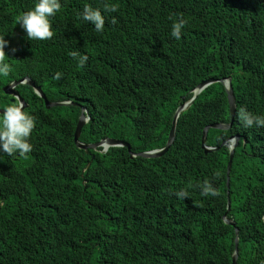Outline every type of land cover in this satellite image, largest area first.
Masks as SVG:
<instances>
[{
	"label": "trees",
	"instance_id": "obj_1",
	"mask_svg": "<svg viewBox=\"0 0 264 264\" xmlns=\"http://www.w3.org/2000/svg\"><path fill=\"white\" fill-rule=\"evenodd\" d=\"M37 2L0 0L10 65L0 108L17 102L2 87L27 76L49 101L86 108L80 141L116 138L134 153L164 146L175 109L202 80L230 76L236 112L229 128L208 129L205 144L217 149L205 153L204 126L230 120L225 88L214 82L179 114L164 154L131 157L125 146L77 148L80 106L46 108L30 86H17L35 120L33 150L26 158L0 151V264H231L235 226L236 264H262L264 127L244 128L238 110L264 116V0H107L113 13L105 0H60L52 39L31 41L16 22ZM85 5L101 10L102 32L78 15ZM180 17L187 23L177 40ZM18 30L20 50L10 43ZM70 51L86 54V64ZM232 135L227 186L221 143ZM205 179L219 196L194 187ZM181 189L189 198H177ZM227 200L235 226L222 219Z\"/></svg>",
	"mask_w": 264,
	"mask_h": 264
},
{
	"label": "clouds",
	"instance_id": "obj_2",
	"mask_svg": "<svg viewBox=\"0 0 264 264\" xmlns=\"http://www.w3.org/2000/svg\"><path fill=\"white\" fill-rule=\"evenodd\" d=\"M60 9H61L60 0H38V2L35 4V6L31 10H28V11L23 12L19 16V18L17 19V22L16 23H19V25L21 27L20 29L23 32H25L23 34L24 35V38L25 39L28 38L31 41H33V40H37V41L51 40L52 37H53V35H54V33L52 31V26H51V23H50V19L49 18L55 16L56 13L60 11ZM103 10H104V12H107V13L117 12L118 11V6L117 5H114V4H110V3L107 2V0H105V3L103 5ZM78 15L80 16V18L83 21H86V22L91 23L92 25H94V28H95V31L96 32L100 33V32L103 31L104 25H105V17H104V15H102V12H101L100 9H94L90 5H85L84 8H83L82 13H79ZM111 22L113 24L117 23L116 18L113 17ZM186 23H187L186 20L183 19L182 17H180L179 19H177L172 24L171 36L174 37L175 39L179 40L181 38L182 29L184 28V26H185ZM21 34H22V32H20L19 30L16 31L15 34L13 35L12 39H11L12 42H10L11 45L14 46L17 50H20L21 49V45L19 44L20 43ZM15 37H17L16 38L17 39V43L14 42ZM8 43L9 42L4 39V36H0V75H4V76H7L9 74V72H10V65L8 63H5V57L7 55L6 52H5V47L8 45ZM12 51L14 52L15 49H12ZM69 55L73 59H76L77 60L78 66H80V67H83L86 64V62L88 61V56L86 54L82 55L78 51H70L69 52ZM62 76H63V74L61 72H56L54 74V76H53V79L59 81L62 78ZM24 77H27V76H24ZM24 77H22V78H24ZM19 79H21V78H19ZM223 79H225V78H223ZM16 80H18V79H16ZM205 80H208V79H205ZM13 81H15V80H12L11 82L5 84L2 87V91L5 94H7V93L3 90V88L5 86L11 84ZM202 81H204V80H202ZM22 84H25V83H22ZM19 85H21V84H19ZM19 85H16L14 87V89L18 92V94H19V91L17 90V86H19ZM25 85H27V84H25ZM28 86H30V85H28ZM35 86H38V85H35ZM192 90L193 89H191V93L193 95ZM33 91H34V89H33ZM35 94H36V92H35ZM7 95H9V94H7ZM10 96H12V99H13L14 96L11 95V94H10ZM20 97H22V96H20ZM189 99H186L185 100V98L182 97L181 103L183 101H187ZM15 100L17 101V99H15ZM15 100H12V101H15ZM63 101H69V100H63ZM69 102L70 103H68V104H72L71 101H69ZM23 108H24L23 103L22 102H18V101L16 103H11V104L7 105L4 109L3 108H0V109H3V111L0 112V151H2V153H5V154H7L10 157L11 156H16L18 154L20 157H25L26 158L27 154L30 153L33 150V145L29 142V140H30V137H31V133H32L34 127H35V120H34V117H32L30 114L26 113L23 110ZM86 116L88 117L87 112H86ZM88 119H89V117H88ZM238 120L243 125L244 128H251V127L260 128V127H264V116L254 115V114L248 112L245 108H240L238 110ZM222 123H224V122H222ZM175 127H176V125H175ZM232 136H235V135H232ZM232 136H230V137H232ZM174 137H175V133H174ZM238 137H239V135H238ZM104 138H110V137H104ZM235 140H236L235 137H232L231 138V142L232 143H235ZM98 141H96V142H98ZM238 141H239V139L237 140V143H238ZM91 143H94V142H91ZM227 143H229L228 142V138L225 141H223L221 143V145H225L226 147H228ZM206 146H209V145H206ZM98 147H101V146H98ZM98 147H96L95 149H92V150H96ZM109 147H112V146H108L107 149ZM209 147H214L215 149H217V146H209ZM201 148H202V146H201ZM234 148H233V151H234ZM89 149H91V148H89ZM154 149H156V148H154ZM215 149H213V150H215ZM228 149H229V147H228ZM106 150H103V148L101 147L100 152H105ZM128 151H129V155H130L131 151L130 150H128ZM132 153H134V152H132ZM205 153H207V152H205ZM131 157H134V156H131ZM91 159H92V157H91ZM89 161L91 162V160H89ZM231 162H232V160H231ZM86 167H88V166H86ZM228 175H229V172H228ZM226 176H227V168H226ZM218 178H219V174L217 173V174L214 175L213 179H218ZM228 179H229V176H227V181H228ZM194 187H198V188L201 189V195L202 196H209V195H211L213 197H216V196H219L220 195L218 189H216L213 186L212 182L210 180H208V179H205L202 184L195 185ZM174 194L177 196V198H180V199L189 198V193L186 190H184V189H181V190L175 192ZM227 194H228V190H227ZM228 204H229V206H228ZM229 208H230V202H229V200H227L226 212L223 214L222 219H223V222L225 224H228V225H231V226H235V221L233 219H231L227 215V212H228ZM224 216L228 220L232 221L233 223H230L229 224V223L225 222ZM235 228H237V230H238V227L235 226L234 227V232H235ZM237 234H238V231H237ZM235 237H236V233H235ZM237 253H238V251H237ZM232 254H233V252H232ZM237 257H238V254H237ZM231 264H232V256H231ZM262 264H264V262H262Z\"/></svg>",
	"mask_w": 264,
	"mask_h": 264
},
{
	"label": "water",
	"instance_id": "obj_3",
	"mask_svg": "<svg viewBox=\"0 0 264 264\" xmlns=\"http://www.w3.org/2000/svg\"><path fill=\"white\" fill-rule=\"evenodd\" d=\"M230 81H231L230 76H227L225 79H223V78H210L208 80H204V81L200 82L195 88H193L192 97L187 101H183L176 108L174 115H173V118H172V121H171V127L169 129L168 137H167V140L165 142V145L162 148H156V149L141 151V152H137V153L131 152L130 155L131 156H141L144 158H154V157H158V156H161L162 154H164L173 142L174 133H175V125H176V121H177V117H178L179 113L184 111L185 109H187L191 105V103L193 102V100L195 99L197 94L203 88H205L206 86H208L211 83L221 82L224 85L225 91H226L228 109H229V113H230V121L228 123L216 122V123L207 124L206 126H204V128L202 130V137H201V146L205 152H209V151H212L213 149H215L214 147H209V146L205 145V138H206V134H207L208 129L209 128H217V129L228 128L231 125L233 118H234V115H235V112H236L235 97H234V94L232 91ZM22 83L30 85L34 89L36 94L43 99L46 108H50V107L56 106V105H63V104L70 103L69 101H49V100H47L45 94L41 91L40 87L35 86L34 83L28 77H24V78L13 81L11 84H9L3 88V90L7 94H9V95L11 94L14 96L12 100L17 99L18 102L23 103L24 107L27 106V103L24 101V99L22 97H20L18 92L14 89V87L16 85H19ZM71 103L74 105L80 106V114H79L77 123L75 125L74 133H73V141H74V144L77 148L87 150L89 148L95 149L96 147L101 146L103 148V150H106L108 146H125L126 148H128V150H130L128 143H126L122 140L116 139V138H103V139L99 140L98 142H94V143H83V142L79 141L81 127L88 120V117L86 116L87 111H86L85 107L80 105L79 103H77V102H71ZM2 111H3V109H0V112H2ZM232 137L236 138L235 143L231 142ZM232 137L228 138L229 143H227V145L229 147V160L227 163V176H228V172L230 169V164H231V160H232V156H233V148L235 147V145L237 144V140L239 139L238 135H235ZM89 164H90V161L87 162L86 166H89ZM226 184L228 185V181L226 182ZM228 206H229V204H228ZM224 220H225V222H227L229 224L233 223L232 221L228 220L225 216H224ZM237 231H238L237 228H235L236 237L234 239V251L232 254V264H236V260H237V251H238V248H237V246H238Z\"/></svg>",
	"mask_w": 264,
	"mask_h": 264
},
{
	"label": "rangeland",
	"instance_id": "obj_4",
	"mask_svg": "<svg viewBox=\"0 0 264 264\" xmlns=\"http://www.w3.org/2000/svg\"><path fill=\"white\" fill-rule=\"evenodd\" d=\"M17 37H15V39H14V42H16L17 43V39H16Z\"/></svg>",
	"mask_w": 264,
	"mask_h": 264
}]
</instances>
